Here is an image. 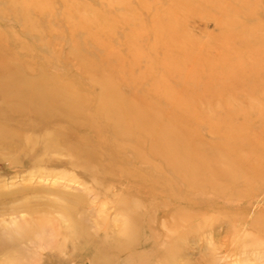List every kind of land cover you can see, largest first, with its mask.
I'll list each match as a JSON object with an SVG mask.
<instances>
[{"label":"rangeland","instance_id":"rangeland-1","mask_svg":"<svg viewBox=\"0 0 264 264\" xmlns=\"http://www.w3.org/2000/svg\"><path fill=\"white\" fill-rule=\"evenodd\" d=\"M0 264H264V0H0Z\"/></svg>","mask_w":264,"mask_h":264}]
</instances>
